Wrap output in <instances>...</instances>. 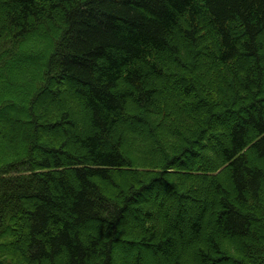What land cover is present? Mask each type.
Returning <instances> with one entry per match:
<instances>
[{
    "label": "trees",
    "instance_id": "16d2710c",
    "mask_svg": "<svg viewBox=\"0 0 264 264\" xmlns=\"http://www.w3.org/2000/svg\"><path fill=\"white\" fill-rule=\"evenodd\" d=\"M147 254L264 264V0H0V264Z\"/></svg>",
    "mask_w": 264,
    "mask_h": 264
},
{
    "label": "rangeland",
    "instance_id": "374dc122",
    "mask_svg": "<svg viewBox=\"0 0 264 264\" xmlns=\"http://www.w3.org/2000/svg\"><path fill=\"white\" fill-rule=\"evenodd\" d=\"M44 30H41V32H43ZM47 31V30H46ZM48 32V31H47ZM47 32H45V37L44 38H41V39H43L44 40V44L46 45V46H49L46 42H48V41H50V39H51V36H50V34L49 33H47ZM32 42L31 43H35V42H37V40H31ZM38 41H40V40H38ZM46 41V42H45ZM40 42H42V41H40ZM27 43V45L29 44L30 45V42L28 41V42H25L24 44H26ZM43 58V55H41L40 56V58ZM203 69L201 68V70H199V72L198 73H200V72H204V70L202 71ZM20 82H22V81H20ZM174 84V83H173ZM171 86L172 87H174V85H172V83H171ZM126 225H128V224H125V226H124V228L125 227H127ZM128 250H129V245L127 244H120L119 246H117V249H116V254H118V256H117V263H119L120 262V259L121 260H126V261H129L128 260V258H127V256L125 255V253H127L128 252ZM185 260L189 263L190 261H192L193 260V257H192V255H187V257L185 258ZM159 261H160V257H155L153 254H147L145 257H144V264H158L159 263Z\"/></svg>",
    "mask_w": 264,
    "mask_h": 264
}]
</instances>
